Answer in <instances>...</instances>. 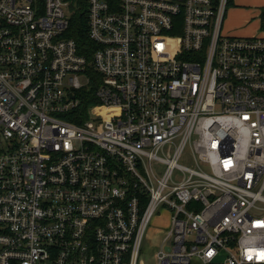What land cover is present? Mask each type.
<instances>
[{
  "label": "built area",
  "instance_id": "1",
  "mask_svg": "<svg viewBox=\"0 0 264 264\" xmlns=\"http://www.w3.org/2000/svg\"><path fill=\"white\" fill-rule=\"evenodd\" d=\"M230 1L0 0V264H264V37Z\"/></svg>",
  "mask_w": 264,
  "mask_h": 264
},
{
  "label": "rangeland",
  "instance_id": "2",
  "mask_svg": "<svg viewBox=\"0 0 264 264\" xmlns=\"http://www.w3.org/2000/svg\"><path fill=\"white\" fill-rule=\"evenodd\" d=\"M264 11V0H232L227 5L223 30L226 35L237 37H264V21L261 14ZM208 172V170H206ZM168 214L152 218L148 235L156 241L157 230H167ZM157 231V232H156ZM155 249L144 240L140 249L138 264H155Z\"/></svg>",
  "mask_w": 264,
  "mask_h": 264
},
{
  "label": "trees",
  "instance_id": "3",
  "mask_svg": "<svg viewBox=\"0 0 264 264\" xmlns=\"http://www.w3.org/2000/svg\"><path fill=\"white\" fill-rule=\"evenodd\" d=\"M261 20L264 21V11H262ZM69 27L70 29L68 32V37L72 38L75 42H77L82 52L86 54L85 56L90 58V55L94 50V45L92 41L88 39L86 19L82 11H78V10L75 11V14L73 15ZM96 88H97L96 84L90 85L89 90L87 91V93L84 94L88 96V99L82 100L81 105L76 110L70 112L72 116L65 117L67 118V120L75 124H78L84 121L85 119H87L86 117L87 109L89 108V106H92V104L95 103L92 94L96 90ZM88 94H90V97Z\"/></svg>",
  "mask_w": 264,
  "mask_h": 264
}]
</instances>
